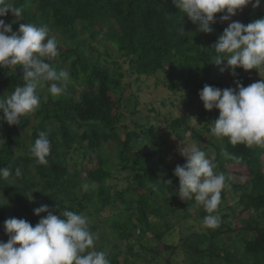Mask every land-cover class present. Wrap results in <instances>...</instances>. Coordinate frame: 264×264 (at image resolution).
<instances>
[{
  "label": "trees",
  "instance_id": "trees-1",
  "mask_svg": "<svg viewBox=\"0 0 264 264\" xmlns=\"http://www.w3.org/2000/svg\"><path fill=\"white\" fill-rule=\"evenodd\" d=\"M13 3L23 9L22 19L0 18L6 23L14 21L13 31L25 23L47 25L50 35L57 38L60 53L49 63L58 71L69 70L71 79L66 95L59 98H52L47 87L39 90L47 102L42 100L34 114L22 116L19 125L0 122V167L13 171L9 179L0 180V205L8 201L0 206V240L8 239L3 227L6 219L23 218L35 226L47 212L36 216L33 209L48 205L49 210L57 206L53 214L67 209L87 216L91 230L100 236L96 250L107 251L111 264H158L165 251L173 254L179 247L185 250V264H264V167L257 160L264 149L233 146L227 138L220 141L215 146V163L225 176L230 164L243 163L248 169L246 181L233 184L235 205L230 206L231 212L223 213L218 228L194 231L180 245L163 243L173 227L171 216L201 222L207 215L194 198L180 199L179 178L173 175L176 165L186 162L178 142L190 127L189 117L167 118V128L161 131L157 107L151 105L148 115L140 114L136 92L124 97L127 77L133 81L155 79L156 84L190 100L199 96L205 84L223 89L235 87V81L248 86L264 78L256 69L242 68L235 75L226 70L230 73L226 77L220 71L226 61L219 66L212 62L214 44L229 24L217 19L211 24V33L196 32L198 25L186 15L183 18L172 0ZM263 6L264 0L256 9L246 6L236 13V20L246 25L264 17ZM216 15L219 18L223 13ZM23 71L22 65L0 68V96L23 86ZM125 110L133 126L125 122ZM210 119L203 131L211 133ZM28 127L32 131L26 141ZM40 131L48 133L52 145L48 165L38 164L29 152ZM167 133L178 138L173 148ZM207 149L204 143L202 150L207 153ZM222 149L240 161L226 157ZM16 168L21 170L20 177L15 176ZM124 174L127 186L110 184V179ZM161 179L172 183L164 184ZM151 183L160 189L153 190ZM84 184L89 185L87 190ZM113 196L119 204L114 205ZM221 197H226L225 188ZM107 210L111 214L103 216ZM244 213L248 218H240L237 226L227 220ZM235 231L239 238L233 235ZM222 235L231 243L222 241ZM166 261L179 264L171 257Z\"/></svg>",
  "mask_w": 264,
  "mask_h": 264
},
{
  "label": "clouds",
  "instance_id": "clouds-1",
  "mask_svg": "<svg viewBox=\"0 0 264 264\" xmlns=\"http://www.w3.org/2000/svg\"><path fill=\"white\" fill-rule=\"evenodd\" d=\"M172 3L198 25L196 32L211 33V24L230 21L237 12L251 5L253 9L260 6L261 0H172ZM11 12L17 19L23 9L16 7L13 0H0V17ZM217 13L223 15L217 18ZM13 22L6 23L0 18V68L23 66V86L15 87L7 96H0V122L6 120L11 125H19L22 116L34 114L42 100L39 90L47 87L48 93L56 99L66 95L71 79L67 69L57 70L49 63L59 53L58 41L50 35L47 25L34 23L20 24L18 31H13ZM184 33L183 27H179ZM212 62L220 68L221 73L230 70L236 74L237 68L245 71L264 69V17L248 24L232 21L224 28L214 44ZM261 77V76H260ZM235 87L219 88L205 84L198 95L205 110H219L218 117L210 122L211 134L218 140L225 138L235 146L244 144L248 147H264V78L243 86L235 81ZM3 140V139H0ZM52 150L48 133L40 131L38 138L29 146V152L38 164L48 165L47 159ZM181 155L186 162L176 165L173 175L179 178L178 195L181 200L193 198L202 205L207 215L203 225L216 229L221 224L218 208L221 204V192L228 178L224 173L215 171L213 158L197 146L183 147ZM223 154L238 162L241 158L232 156L226 149ZM13 175L9 167H0V180H7ZM15 176H21L20 168L15 169ZM162 180V179H161ZM164 184L172 181L162 180ZM153 190L160 185L151 183ZM84 190L89 188L83 185ZM30 200L33 198H29ZM8 203L6 200L5 203ZM0 205V206H2ZM48 205L33 209L36 216L47 212L33 226L23 218H9L3 222L7 241L0 240V264H111L109 253L96 250V241L100 236L90 228L89 218L71 210L53 214Z\"/></svg>",
  "mask_w": 264,
  "mask_h": 264
},
{
  "label": "rangeland",
  "instance_id": "rangeland-1",
  "mask_svg": "<svg viewBox=\"0 0 264 264\" xmlns=\"http://www.w3.org/2000/svg\"><path fill=\"white\" fill-rule=\"evenodd\" d=\"M264 9V6L262 7ZM6 17L17 19L11 12H9ZM20 17L17 20H21ZM236 20V15L232 17L230 21H226L227 24ZM264 74V69L261 71ZM221 75L229 77L230 73L225 71L221 73ZM124 84H126V90L124 92V97L129 98L132 92H136L139 96V104L136 109L140 112V114L148 115L149 108L151 105L157 107L160 111V117L158 123L162 127L161 131L167 128L166 119L170 120L181 117L183 115H187L189 117L190 127L182 133V138L179 139V147L182 149L184 146L190 148L191 146H197L199 148H203V144H208L207 155L213 158V163H215V146L220 142L216 137H214L210 132L203 131L204 125L206 124V120L208 117L211 118L210 121L215 120L219 115L218 109H213L211 111L205 110L203 106V102L197 96L195 100H190L187 96H182L180 92H172L170 89L164 84H156L155 79H143L141 81H133L129 77L124 80ZM128 84L130 86H128ZM127 114L126 123L129 126H133L132 119L129 115V112L125 110ZM152 116V115H151ZM153 120V117H151ZM213 119V120H212ZM35 120L33 119V122ZM31 127H28L26 132L24 133L25 140L28 141L27 135L31 133ZM169 134V138L172 145L175 144V141H178L176 134ZM257 147V146H252ZM264 149V147H262ZM185 158V157H184ZM186 160V158H185ZM259 162L263 164L264 167V151L257 159ZM229 172L227 174V183L225 186L226 197H221V206H219L218 211L220 217L223 216L224 212H231L229 209L230 206L235 205V201L237 200V193L233 190V184L244 183L248 176V169L241 164H230L228 166ZM215 171L217 173L222 172V170L216 165ZM238 172V173H237ZM240 172V173H239ZM223 173V172H222ZM119 175V174H117ZM126 174L121 175V177L112 178L109 180L110 184H119L120 186H127V181L125 180ZM114 197V205L119 204V200ZM185 201V200H184ZM186 202V201H185ZM204 210V208H203ZM183 212V211H181ZM190 212H194V209L191 208ZM239 213V211L237 212ZM111 214L109 210L103 213V216ZM240 218H248L247 213H244L241 217H229L227 220L232 222L233 226H237L240 224ZM171 221L173 223V227L171 231L163 238V243L167 242L170 244L180 245L182 243V238L191 234L194 231H203L205 230V226L203 225V221L198 222L194 217L183 218L182 215L179 216H171ZM233 235L236 238H239V233L235 231ZM221 240L227 244H230L231 241L225 237V235L221 236ZM153 244H157L159 247H163L162 243L158 241H153ZM167 257H171L173 262H177L179 264H185V250L182 247H179L176 253L170 254V252L165 251L163 257L159 258L158 264H168L166 261ZM122 258V257H121Z\"/></svg>",
  "mask_w": 264,
  "mask_h": 264
}]
</instances>
